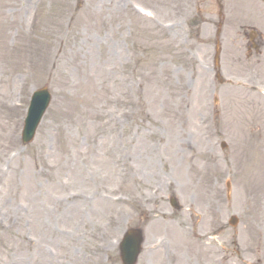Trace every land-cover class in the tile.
I'll return each mask as SVG.
<instances>
[{
	"label": "rangeland",
	"instance_id": "1",
	"mask_svg": "<svg viewBox=\"0 0 264 264\" xmlns=\"http://www.w3.org/2000/svg\"><path fill=\"white\" fill-rule=\"evenodd\" d=\"M244 23L264 35V0H0V264H123L137 227V264L263 258L264 97L238 81Z\"/></svg>",
	"mask_w": 264,
	"mask_h": 264
},
{
	"label": "water",
	"instance_id": "2",
	"mask_svg": "<svg viewBox=\"0 0 264 264\" xmlns=\"http://www.w3.org/2000/svg\"><path fill=\"white\" fill-rule=\"evenodd\" d=\"M48 100L49 97H46V93H39L38 96L36 97V101L30 111V116L28 119V123H30L28 136L32 134L36 123H38V121L40 120L41 114L43 113L45 107L49 103ZM127 239H128V245L126 249H124L125 251L124 261L125 264H134L136 262L138 253L140 251L141 233L139 231H131Z\"/></svg>",
	"mask_w": 264,
	"mask_h": 264
},
{
	"label": "bare ground",
	"instance_id": "3",
	"mask_svg": "<svg viewBox=\"0 0 264 264\" xmlns=\"http://www.w3.org/2000/svg\"><path fill=\"white\" fill-rule=\"evenodd\" d=\"M189 233L194 238H198L199 237V234L197 233V231L192 229V228L189 229Z\"/></svg>",
	"mask_w": 264,
	"mask_h": 264
},
{
	"label": "flooded vegetation",
	"instance_id": "4",
	"mask_svg": "<svg viewBox=\"0 0 264 264\" xmlns=\"http://www.w3.org/2000/svg\"><path fill=\"white\" fill-rule=\"evenodd\" d=\"M259 42H260V45H262V46L264 45L263 40L260 39Z\"/></svg>",
	"mask_w": 264,
	"mask_h": 264
}]
</instances>
